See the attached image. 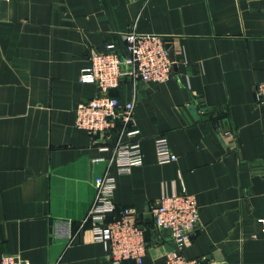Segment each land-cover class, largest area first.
Masks as SVG:
<instances>
[{
    "label": "crops",
    "instance_id": "0c3cea01",
    "mask_svg": "<svg viewBox=\"0 0 264 264\" xmlns=\"http://www.w3.org/2000/svg\"><path fill=\"white\" fill-rule=\"evenodd\" d=\"M165 37L174 62L159 84L125 78L110 94L133 102L143 163L118 175L103 134L75 125L98 88L80 82L89 54L124 34ZM264 0L0 1V256L26 264H112L86 218L96 178H116L113 220L133 208L146 229L142 264L173 249L148 207L162 196L196 198L200 229L184 254L202 264H264ZM166 138L178 161L159 164ZM116 132L110 143L115 144ZM70 220L75 240H53ZM122 264H138L129 260Z\"/></svg>",
    "mask_w": 264,
    "mask_h": 264
},
{
    "label": "built area",
    "instance_id": "2783aa9c",
    "mask_svg": "<svg viewBox=\"0 0 264 264\" xmlns=\"http://www.w3.org/2000/svg\"><path fill=\"white\" fill-rule=\"evenodd\" d=\"M123 39L125 55L115 44L90 52V65L82 70L80 82L96 85L98 94L75 110L76 127L91 136L103 134L102 148H113L110 165L116 166L118 175L129 174L134 167L142 165L144 156L138 139L140 130L133 115L134 103L121 102L110 91L118 88L125 78L142 84L164 83L172 77L174 66L165 37L130 31ZM255 99L258 107L264 109V82L256 86ZM115 132L117 140L112 145L109 141ZM155 153L159 164L178 161L166 138L155 140ZM95 187L96 200L86 218L93 223L94 241L104 245L112 264L129 260L142 264L148 243L140 214L133 208H124L110 220L116 213L112 200L116 178L106 173L96 178ZM147 214L157 230L169 232L173 242V249L162 264H202L184 254L187 243L200 229L199 206L194 196L186 193L162 196L148 207ZM51 237L73 244L72 221L54 220ZM0 264L26 263L15 256H0Z\"/></svg>",
    "mask_w": 264,
    "mask_h": 264
},
{
    "label": "trees",
    "instance_id": "16d2710c",
    "mask_svg": "<svg viewBox=\"0 0 264 264\" xmlns=\"http://www.w3.org/2000/svg\"><path fill=\"white\" fill-rule=\"evenodd\" d=\"M119 213H120V212H119ZM118 215H119V214H118ZM118 215H117V216H118Z\"/></svg>",
    "mask_w": 264,
    "mask_h": 264
},
{
    "label": "rangeland",
    "instance_id": "374dc122",
    "mask_svg": "<svg viewBox=\"0 0 264 264\" xmlns=\"http://www.w3.org/2000/svg\"><path fill=\"white\" fill-rule=\"evenodd\" d=\"M116 45V44H115ZM122 53V52H121Z\"/></svg>",
    "mask_w": 264,
    "mask_h": 264
}]
</instances>
